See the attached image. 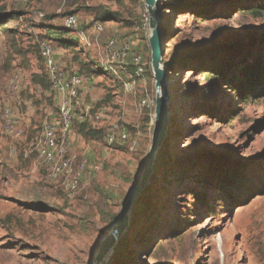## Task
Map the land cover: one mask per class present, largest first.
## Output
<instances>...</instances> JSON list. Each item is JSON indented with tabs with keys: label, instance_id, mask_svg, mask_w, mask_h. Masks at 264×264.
I'll return each instance as SVG.
<instances>
[{
	"label": "rangeland",
	"instance_id": "374dc122",
	"mask_svg": "<svg viewBox=\"0 0 264 264\" xmlns=\"http://www.w3.org/2000/svg\"><path fill=\"white\" fill-rule=\"evenodd\" d=\"M161 2L164 62L176 65L168 71L173 124L146 197L122 245L104 264H264V89L259 97L243 99L226 82L238 73L242 54L250 59L257 52L264 36V0ZM105 11L117 13L116 18ZM0 12L15 13L3 23L5 30L0 27V264H92L152 144L157 92L144 0H0ZM70 13L79 20L66 36L74 44L53 46L60 60L72 65L63 68L89 76L85 103L91 113L101 109L103 114L101 127L73 126V152L97 168L72 195L40 168L37 140L27 145L1 129V95L16 72L23 74L25 88L13 107L32 117L30 138L40 135L47 112L58 111L50 87L33 82L32 75L46 77L40 55L44 30L60 29ZM111 38L130 41V54L114 58ZM137 51L145 74L129 90L123 72L103 69H130ZM147 96L153 105L141 104ZM113 123L126 128L129 141H106ZM31 145L37 174L27 159L23 163L24 149ZM161 156L164 162L157 166ZM224 173L229 181L221 178ZM204 178L215 187L197 182ZM255 187L258 194L246 198Z\"/></svg>",
	"mask_w": 264,
	"mask_h": 264
},
{
	"label": "built area",
	"instance_id": "2783aa9c",
	"mask_svg": "<svg viewBox=\"0 0 264 264\" xmlns=\"http://www.w3.org/2000/svg\"><path fill=\"white\" fill-rule=\"evenodd\" d=\"M10 1L15 4L28 2V0ZM145 20L149 23V15H145ZM62 26L69 30L77 29L79 20L76 14L65 15ZM95 29L98 31L102 29L100 22L95 25ZM81 34L80 36H82ZM118 41L119 45L117 44ZM108 49L114 58H122L130 54V41L121 42L119 39L111 38L108 41ZM40 55L44 61L46 76L50 82V89L55 97L58 111H49L43 117L40 135L34 139V141L37 140L34 149L38 153L40 166L45 170L47 176L51 180L61 182L64 189L72 195L78 191L86 178L91 177L93 171L97 168L87 156L77 157L73 152V142L71 140L73 126L75 122L91 127L100 126L99 123L102 121L103 114L101 109L91 113V107L85 103L83 90L90 80L86 73L63 68L58 63L53 44L45 39L40 42ZM117 68L115 65L105 67V69L116 75L118 71L123 72L129 79L128 82H125L126 89H132V86L136 83L135 79L145 74L142 53L135 52L130 69L128 65H122L120 69ZM24 88L23 74L16 72L7 80V92L1 98V103L4 106L2 110V134L17 141L24 138L25 128L13 106L19 103ZM153 103L154 100L151 101L149 96L141 100L143 106H151ZM105 139L109 144H113L117 140L121 142L129 141L130 138L124 126L119 127L118 124L113 123L110 129L107 130ZM135 144L136 141H132V147ZM34 149H31L30 152Z\"/></svg>",
	"mask_w": 264,
	"mask_h": 264
},
{
	"label": "water",
	"instance_id": "95a60500",
	"mask_svg": "<svg viewBox=\"0 0 264 264\" xmlns=\"http://www.w3.org/2000/svg\"><path fill=\"white\" fill-rule=\"evenodd\" d=\"M162 0H144L149 15V45L152 57V72L156 81L155 126L152 144L145 159L141 176L129 193L111 230L102 239L92 264H104L116 250V246L131 225L136 205L145 196L156 172L157 157L163 149L172 128V93L168 79V69L164 62L165 43L161 26Z\"/></svg>",
	"mask_w": 264,
	"mask_h": 264
},
{
	"label": "trees",
	"instance_id": "16d2710c",
	"mask_svg": "<svg viewBox=\"0 0 264 264\" xmlns=\"http://www.w3.org/2000/svg\"><path fill=\"white\" fill-rule=\"evenodd\" d=\"M162 7H163V11H162V16H163L166 8L163 4H162ZM13 14H15V13H12L11 15H13ZM103 14H105L109 18H116V16H117V13L110 12V11H105ZM254 14L259 16V14L257 12H254ZM11 15H9L7 13L2 14L0 12V27L2 25V28L4 30L6 28L3 26V23L5 21H8L9 19H11V17H12ZM161 26H162V29H163V32L165 35V31H166L165 26L163 23H161ZM69 31H70L69 29H67L63 26L60 29H57V27L53 28V27L49 26V27H46V29L44 30V39L49 41L52 44L57 43L63 47H70L71 48V45L74 44L71 40H75V39L71 38V40H70L66 37L68 34H70ZM256 50H257L256 54L251 55L249 57L250 59H247V54L246 55L242 54L240 56L238 61H239V64L241 66H240V69H238V73L232 72V74H230L228 80L226 81L227 84H231V86L235 90V92H237V94L240 95L243 99H248L250 97H259L263 93V89H264L263 88L264 87V36L259 41V45L256 48ZM250 52L251 51H249L248 53H250ZM75 60H78V59L75 58ZM166 65H167L168 71L173 70L174 66H176V65H173V63H166ZM228 67L231 68V64H226L225 68H228ZM103 71L108 72L107 69H103ZM218 72L221 74L222 77L225 76V70L222 69V67L219 68ZM237 74H239V75H237ZM46 77L42 74H33L32 80H33V82L40 83L45 88H48V87H50V82H49V80H47L48 78H46ZM213 78H215V77H213ZM79 125L85 126L82 123H80ZM21 156H23L22 153H21ZM163 162L164 161H163V158L161 156L157 166H161L163 164ZM234 172H236L235 169L233 170V173ZM225 173L222 175L221 178L225 179L226 181H229L230 178H226L227 175ZM197 182L198 183H205L206 187H211V186L215 187V185H213V183H211V181L207 180L206 178H204L202 180H198ZM228 184H230V183H228ZM226 188H228V187L226 186ZM147 192H148V190H147ZM147 192H146V194H147ZM258 192H259V189L257 187L250 188V189H248V193H247L246 198H252V197L256 196L258 194ZM146 194L141 199V201L136 205L135 210H134V214L137 213L140 204H142V202L144 201V199L146 197ZM244 201L245 200H242V199H240V200L235 199V202H238V203L240 202V205L244 204ZM122 242L123 241L121 239L119 241V243L117 244L116 249L122 245Z\"/></svg>",
	"mask_w": 264,
	"mask_h": 264
},
{
	"label": "crops",
	"instance_id": "0c3cea01",
	"mask_svg": "<svg viewBox=\"0 0 264 264\" xmlns=\"http://www.w3.org/2000/svg\"><path fill=\"white\" fill-rule=\"evenodd\" d=\"M56 53H57V60H58V63H60L61 64V66H65L66 68H69V67H71L72 65H66L65 64V62L64 61H62V60H60V57H59V55H58V51H56ZM4 95L2 94L1 95V98L3 97ZM16 111V110H15ZM17 113V112H16ZM17 115L20 117V119H21V122H22V119H23V117L25 118V119H27V121L28 122H26V123H24V128H25V136H24V138L22 139V140H19V142H24V143H26L27 145H29V144H31L33 141H34V139L38 136H36V137H34V138H30L29 137V128L30 127H32V117L30 118V115H20V114H18L17 113ZM26 116V117H25ZM28 116V117H27ZM43 119V118H42ZM42 122V121H41ZM35 126V125H34ZM34 126H33V128H34ZM32 128V129H33ZM38 133V132H37ZM40 133V132H39ZM38 133V134H39ZM72 134V133H71ZM30 139V140H29ZM15 141H17V140H15ZM29 141H30V143H29ZM32 149V146H29V148H25L24 149V155H25V158H23L24 160H23V163L25 162V159H27V161L28 162H30V165H32L31 166V172L33 173V174H37L40 170L38 169V167H37V164H36V162H35V159H33V158H30V154L31 153H33V151L32 152H30V150ZM14 153H16V147H14V149H13V152H11V155H13ZM13 157V156H12ZM11 157V158H12ZM20 161V160H19ZM40 168H41V166H40ZM44 170V169H43ZM45 171V170H44Z\"/></svg>",
	"mask_w": 264,
	"mask_h": 264
}]
</instances>
